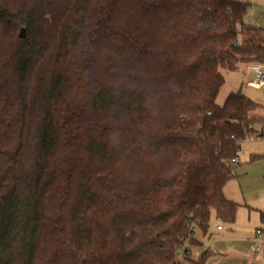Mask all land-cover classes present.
I'll return each instance as SVG.
<instances>
[{"label":"trees","instance_id":"obj_1","mask_svg":"<svg viewBox=\"0 0 264 264\" xmlns=\"http://www.w3.org/2000/svg\"><path fill=\"white\" fill-rule=\"evenodd\" d=\"M19 1L27 36L0 45V264H171L213 216L232 225L224 187L260 105L217 97L222 69L264 63L249 3Z\"/></svg>","mask_w":264,"mask_h":264},{"label":"crops","instance_id":"obj_2","mask_svg":"<svg viewBox=\"0 0 264 264\" xmlns=\"http://www.w3.org/2000/svg\"><path fill=\"white\" fill-rule=\"evenodd\" d=\"M246 22L248 24L264 28L259 25L264 22V17L263 19H256L254 24L250 22L247 15ZM254 64L255 63H243L236 71L222 69V73L225 76V83L217 97L218 104L223 105L230 93L242 90L245 94L259 103L260 106L252 112V125L254 130L253 137L255 138L249 142L251 143L249 151L245 157H243L245 161L248 160L246 161V171L244 176H251L252 187H246L244 178H240L239 180L240 188L238 191L234 188L235 184H232V186L230 185V182H233L235 179L229 181L225 185V196L228 199L237 202L239 204V208L236 220L232 224V230L228 234H219V236L228 239L229 241H235V244L232 243L233 245L241 243L243 241L242 238H245L247 242L252 243L250 244V250L252 252L257 254L263 251V254L258 258V260H256V262H259L258 264H264V86L260 89L247 86V82L256 77V73L253 69ZM241 150L242 147L240 145V151ZM240 151L238 155L239 164H241ZM236 179H239V177ZM243 218L248 219L247 223L242 221ZM219 225L222 226V229H218ZM219 225H217V230L224 231L223 225ZM258 229L262 230L261 241L256 238V231ZM232 244L229 243L226 246H233ZM255 244H258L260 247V250L257 252L252 250V246ZM201 249L207 250L205 249L203 242ZM201 249L195 246V254L197 255Z\"/></svg>","mask_w":264,"mask_h":264},{"label":"rangeland","instance_id":"obj_3","mask_svg":"<svg viewBox=\"0 0 264 264\" xmlns=\"http://www.w3.org/2000/svg\"><path fill=\"white\" fill-rule=\"evenodd\" d=\"M64 0H46V4L48 6L52 4L53 2H63ZM249 3V12H248V19L251 23H254L256 19H263L264 17V0H245ZM20 1L18 0H0V10H4L2 18H5L8 20V22H3L0 20V45L1 44H7V43H13L16 44L19 41L18 34L20 33V30L22 27L25 26L23 24L22 19H17L20 11ZM54 15H47L44 14V19L47 22L48 25L54 24L52 22ZM1 19V17H0ZM255 24V23H254ZM260 26L264 27V22L259 24ZM252 134L250 137H248L246 140H244L241 143L242 150L240 151V165L237 167V173L239 175V179H233V182H230L231 186L232 184H235V187H233L238 191L240 188L239 180L240 178H244L246 182V187L251 188L252 187V180L251 176L248 177L244 176V173L246 171V161L243 157L247 154L249 151L250 141H252L255 137ZM235 192V191H234ZM242 221H245L247 223L248 219L243 218ZM222 224L224 227V231H218L217 225ZM233 228V225L224 224L220 222L216 216L212 217L210 228L205 235L201 231H196V237H198L204 244L205 249L210 250L212 252L209 253V256L206 257V263L205 264H258L259 262H256L258 258L263 254V251L255 254L250 250V242H247L245 238H242V242L235 244V241H229L228 239H225L223 237H220L219 234H228ZM256 231V230H255ZM246 233V231H245ZM256 242V241H255ZM229 243H233V246H226ZM258 245V244H255ZM254 245V246H255ZM195 249V248H194ZM214 254V255H212ZM263 264V263H262Z\"/></svg>","mask_w":264,"mask_h":264},{"label":"built area","instance_id":"obj_4","mask_svg":"<svg viewBox=\"0 0 264 264\" xmlns=\"http://www.w3.org/2000/svg\"><path fill=\"white\" fill-rule=\"evenodd\" d=\"M253 69L256 73V77L253 80L247 82V86L251 88L260 89L264 86V63H255L253 65ZM249 128H253V125L250 124ZM233 163H238V158H232ZM218 229H222V226L219 225ZM194 236V234H192ZM256 238L261 241L262 238V230L258 229L256 231ZM195 246H193L189 241H186L184 244L178 246L176 248L177 252V260L171 264H187L185 258L189 257L192 258L195 256L194 251ZM252 250L257 252L260 250L259 245L252 246Z\"/></svg>","mask_w":264,"mask_h":264},{"label":"water","instance_id":"obj_5","mask_svg":"<svg viewBox=\"0 0 264 264\" xmlns=\"http://www.w3.org/2000/svg\"><path fill=\"white\" fill-rule=\"evenodd\" d=\"M27 36V30L25 27H22L21 30H20V33H19V37L22 38V39H25Z\"/></svg>","mask_w":264,"mask_h":264}]
</instances>
